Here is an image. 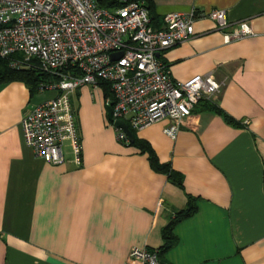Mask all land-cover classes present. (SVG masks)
<instances>
[{"label":"crops","instance_id":"1","mask_svg":"<svg viewBox=\"0 0 264 264\" xmlns=\"http://www.w3.org/2000/svg\"><path fill=\"white\" fill-rule=\"evenodd\" d=\"M152 1L154 27L168 11L224 9L227 27L197 18L192 36L159 58L172 79L212 73L221 85L206 99L236 124L202 100L175 137L163 131L166 117L135 129L182 174L180 187L116 137L101 86L82 84L70 95L79 160L67 139L64 160L51 163L24 142L21 117L56 91L0 83V264H124L133 247L161 246L162 227L187 195L198 209L174 227L165 264H264V0ZM240 21L253 33L226 40Z\"/></svg>","mask_w":264,"mask_h":264},{"label":"built area","instance_id":"2","mask_svg":"<svg viewBox=\"0 0 264 264\" xmlns=\"http://www.w3.org/2000/svg\"><path fill=\"white\" fill-rule=\"evenodd\" d=\"M120 1L125 4L105 8L96 0H0V56L10 58L12 66L36 64L57 75L40 83V89L56 94L21 117L23 140L35 156L60 163L63 142L69 139L79 160L81 143L70 95L82 84L109 83L110 123L123 119L129 128L140 129L166 117L170 122L163 131L170 137L200 98L219 90L221 83L210 72L172 79L156 52L192 36L197 18L208 17L219 28L227 27L224 9L192 6L168 11L162 25L154 27L142 1ZM252 33L250 24L240 21L224 31V38ZM118 51L121 54L112 58ZM114 127L116 137L127 143L123 129ZM124 264H161L158 249L133 247Z\"/></svg>","mask_w":264,"mask_h":264},{"label":"trees","instance_id":"3","mask_svg":"<svg viewBox=\"0 0 264 264\" xmlns=\"http://www.w3.org/2000/svg\"><path fill=\"white\" fill-rule=\"evenodd\" d=\"M129 1H142L143 5L148 10L150 23L154 26L156 25V23H158L157 22L158 16L154 12V4L152 0H129ZM96 2L99 6L105 8L120 7L125 4L120 0H96ZM10 62H11L10 58L0 56V83L11 80H22L28 85L30 91L33 92L36 90H40L41 82L51 81L57 78L56 74L43 71L39 67H37L36 64L31 65L30 67H24V66H12ZM99 85L102 87L104 91V95L106 97L111 95V89L108 82L101 80L99 81ZM202 100L204 101V103L202 104L204 107L206 106L208 108H213L216 112L222 113L226 120L230 122H235L232 120L231 117H229L227 114L222 112V110H220L219 107L211 105V103L207 101L206 97L200 98L197 103H199ZM130 129L133 133V139L131 141L128 140L126 144L135 145L140 149V151L146 152L148 155V160L150 162V165L155 170L166 173L168 179L171 182L182 187L183 186L182 174L179 171L174 170L169 165V163L161 162L158 159L155 151L149 145V143L146 140L137 137L134 133L135 129L133 128ZM186 197H187L186 205L183 208L175 211L173 217L161 229L162 244L157 248L159 252V261L161 262V264H165L163 262L164 254L176 244L177 236L174 233V227L176 226V224L194 215L198 209L197 198L192 195H187Z\"/></svg>","mask_w":264,"mask_h":264},{"label":"water","instance_id":"4","mask_svg":"<svg viewBox=\"0 0 264 264\" xmlns=\"http://www.w3.org/2000/svg\"><path fill=\"white\" fill-rule=\"evenodd\" d=\"M120 54H121V52L118 51V52L112 53L111 56H112V58H116ZM156 55H159V53L156 52ZM110 98H112V94L110 95ZM106 112H107L108 119L112 120L110 104H106ZM112 123L114 126L121 127L123 129V131L126 133V135L128 136L129 140L133 139L131 129L128 127L127 123L123 119H115L112 121Z\"/></svg>","mask_w":264,"mask_h":264},{"label":"rangeland","instance_id":"5","mask_svg":"<svg viewBox=\"0 0 264 264\" xmlns=\"http://www.w3.org/2000/svg\"><path fill=\"white\" fill-rule=\"evenodd\" d=\"M44 91H53V90H51V89H44Z\"/></svg>","mask_w":264,"mask_h":264}]
</instances>
